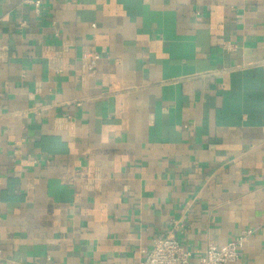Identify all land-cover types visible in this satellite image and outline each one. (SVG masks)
<instances>
[{
  "label": "crops",
  "instance_id": "1",
  "mask_svg": "<svg viewBox=\"0 0 264 264\" xmlns=\"http://www.w3.org/2000/svg\"><path fill=\"white\" fill-rule=\"evenodd\" d=\"M40 1L0 0V264H264V0Z\"/></svg>",
  "mask_w": 264,
  "mask_h": 264
},
{
  "label": "built area",
  "instance_id": "2",
  "mask_svg": "<svg viewBox=\"0 0 264 264\" xmlns=\"http://www.w3.org/2000/svg\"><path fill=\"white\" fill-rule=\"evenodd\" d=\"M40 0H35L39 6ZM231 47V45H228ZM100 54L91 50L88 53V67L95 69ZM252 230H247L239 238L229 241L224 245L210 244L204 255L197 261H191V252L173 236L159 237L154 242V247L148 252L139 264H229L238 261L242 254L244 242Z\"/></svg>",
  "mask_w": 264,
  "mask_h": 264
}]
</instances>
